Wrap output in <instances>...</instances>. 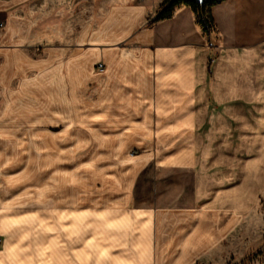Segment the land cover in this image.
Segmentation results:
<instances>
[{
	"label": "crops",
	"instance_id": "obj_1",
	"mask_svg": "<svg viewBox=\"0 0 264 264\" xmlns=\"http://www.w3.org/2000/svg\"><path fill=\"white\" fill-rule=\"evenodd\" d=\"M78 9L79 0H0L1 38L12 44L9 50L26 47L38 24L37 91L44 122L59 127L39 132L34 146L43 171L35 189L28 192L25 182L6 194L30 177L25 170L23 178L8 177L9 187L0 181V234L6 233L0 264L215 262L255 212L247 188L241 190L242 168L220 170V161L211 160L216 137L236 114L232 105L252 101L249 85L264 86V63L263 79L253 65L264 59V0L213 5L212 48L189 6L153 24L156 8L142 1L107 6L96 25L92 10L90 17L81 10L80 28ZM89 146L88 174L103 179V170L121 167L114 181L121 188L102 207L121 203V211L78 207L76 184L85 175H78L75 152ZM137 150L143 154H131ZM189 176L191 189L181 187ZM30 194L42 207L34 223V211L13 206ZM185 195L187 204L180 205Z\"/></svg>",
	"mask_w": 264,
	"mask_h": 264
},
{
	"label": "rangeland",
	"instance_id": "obj_2",
	"mask_svg": "<svg viewBox=\"0 0 264 264\" xmlns=\"http://www.w3.org/2000/svg\"><path fill=\"white\" fill-rule=\"evenodd\" d=\"M137 1H142L148 7L156 8L155 13L161 7L165 0H92L93 7H89L90 0H79V15H78V28L83 26V19L80 14L82 11L88 12V17L92 10V19L94 25L101 18L107 6L115 4H129ZM88 3V8L83 6ZM155 15V14H154ZM36 20V19H35ZM151 20V19H150ZM38 24L34 23V28L31 29L34 35L28 41V45L21 49L13 50L6 46L3 41L2 33L5 31V25L0 26V181L5 187L8 177H21L19 175L22 171L30 172V177L24 180L19 179L15 185L11 186L6 194L10 195L11 191H18L20 186L25 182L29 190L35 189L38 184V174L43 171L38 164L42 152L38 151L36 146L41 137L40 133L48 130L51 133L59 130L57 125L52 121L44 122L43 111L45 110L42 100H39L40 94L38 93L39 72L37 63L42 60L43 55L38 47ZM208 38V37H207ZM52 43V41H50ZM209 42V40H208ZM12 45V44H10ZM210 46V43H209ZM211 47V46H210ZM9 50V52H8ZM13 50V51H12ZM18 50V51H17ZM15 54L16 63L14 64L9 54ZM215 54L213 53L212 57ZM253 60L255 76H260L261 67L264 59L260 57ZM263 60V62H262ZM15 65L19 71H13ZM10 70L8 71V67ZM26 68V69H25ZM99 68V67H98ZM100 70V69H99ZM20 71H23L22 73ZM102 71V70H101ZM22 77V78H21ZM26 78V79H23ZM22 79V80H21ZM42 73H40V80H42ZM29 81H32L29 83ZM255 84H259L254 81ZM260 87H252L249 85L247 93L252 96V101L245 103L233 104L235 115L229 122L231 127L223 130L220 137H216L218 141L219 150L214 152V164L221 163L220 170H229L235 167L238 171L242 170L244 176V190L246 191V200L248 206L254 207L251 211H255L251 217L246 218L245 226L235 231L231 242H227L222 248L221 258L215 262H201L199 264H264V86L260 81ZM264 85V84H263ZM31 87V88H28ZM39 100V102H38ZM39 103V107H38ZM33 112L27 115V112ZM40 132V133H39ZM92 146L82 147L75 152L77 161V168L80 175L84 176L80 181L77 180V195L78 207L81 211H121V203H116L106 207L105 199L116 195L121 188L114 184L116 171L121 167H114L112 169L103 170L107 175L104 178L92 174L91 167H85L88 158L94 155ZM132 155L143 154V151L137 150L131 153ZM72 159H75L72 156ZM236 162V163H235ZM243 164V165H242ZM30 167V168H29ZM106 169V168H105ZM88 171V172H87ZM11 172V173H10ZM119 172V171H117ZM160 174V173H159ZM19 175V176H16ZM162 175H165L162 174ZM189 175V174H188ZM239 175V174H238ZM187 178V177H186ZM110 179V180H108ZM190 180L181 183V187L191 189ZM190 181V182H189ZM164 186V185H163ZM149 185L143 184L142 191L146 193L149 191ZM148 189V190H147ZM240 190V189H239ZM121 191V190H120ZM31 195V194H30ZM13 195V200L16 199ZM189 195L184 196V201L180 205L187 204ZM107 201L112 204L113 201ZM4 205L1 202L0 208ZM46 209H49V203L45 204ZM15 207H24L26 210H32L34 213L31 217V223L36 222L37 211L41 209V204H38L36 197L31 195L28 201L24 204L16 203ZM43 206V205H42ZM112 206H114L112 208ZM134 206V201H131L128 207ZM41 207V208H39ZM42 210V209H41ZM31 214V213H30ZM6 233L0 234V245L6 238Z\"/></svg>",
	"mask_w": 264,
	"mask_h": 264
},
{
	"label": "trees",
	"instance_id": "obj_3",
	"mask_svg": "<svg viewBox=\"0 0 264 264\" xmlns=\"http://www.w3.org/2000/svg\"><path fill=\"white\" fill-rule=\"evenodd\" d=\"M223 0H165L161 7L157 10L155 15L151 18L150 24L171 18L175 11L182 6H189L195 14V19L200 29L207 35L211 48L212 37L216 32L214 19L212 17L211 8L216 3ZM213 57L210 56L208 60V69L211 71Z\"/></svg>",
	"mask_w": 264,
	"mask_h": 264
},
{
	"label": "built area",
	"instance_id": "obj_4",
	"mask_svg": "<svg viewBox=\"0 0 264 264\" xmlns=\"http://www.w3.org/2000/svg\"><path fill=\"white\" fill-rule=\"evenodd\" d=\"M1 25H2V22L0 21V26ZM98 67H99L100 70H103L104 69L103 64H101V63L98 65Z\"/></svg>",
	"mask_w": 264,
	"mask_h": 264
}]
</instances>
